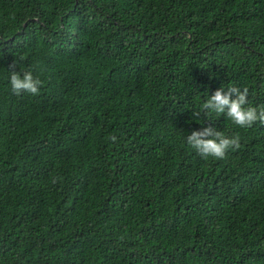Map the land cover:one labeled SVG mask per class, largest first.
Here are the masks:
<instances>
[{"label": "trees", "instance_id": "trees-1", "mask_svg": "<svg viewBox=\"0 0 264 264\" xmlns=\"http://www.w3.org/2000/svg\"><path fill=\"white\" fill-rule=\"evenodd\" d=\"M222 85L264 107V0H0V264H264V121Z\"/></svg>", "mask_w": 264, "mask_h": 264}, {"label": "clouds", "instance_id": "clouds-1", "mask_svg": "<svg viewBox=\"0 0 264 264\" xmlns=\"http://www.w3.org/2000/svg\"><path fill=\"white\" fill-rule=\"evenodd\" d=\"M8 82L11 90L17 95L21 93L36 95L42 85V81L32 70L22 68L16 70L15 66L11 67ZM224 89L222 85L209 95L201 104V109L216 115L223 114L241 128L251 126L257 120L264 121V107L252 105L248 88L231 86L227 91ZM185 141L201 157L223 159L229 150L239 147L240 137L226 135L223 130L208 125L188 132Z\"/></svg>", "mask_w": 264, "mask_h": 264}]
</instances>
